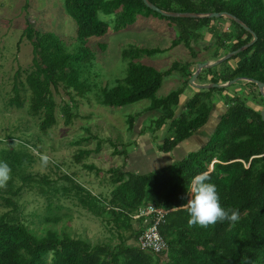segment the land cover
<instances>
[{"label":"trees","instance_id":"obj_1","mask_svg":"<svg viewBox=\"0 0 264 264\" xmlns=\"http://www.w3.org/2000/svg\"><path fill=\"white\" fill-rule=\"evenodd\" d=\"M150 1L166 11H225L238 17L254 31L256 42L225 60L224 69L205 68L209 69L207 75L211 82L220 84L235 78H239V82L243 78H253L264 83V0ZM65 6L76 23L75 46L57 34L41 32L35 27L25 28L20 38V42L25 38L32 45V64L26 68L19 65L14 75L13 96L4 104L22 109L27 100V114L38 119V133L26 135V138L7 133L0 139L3 144L0 162H6L11 169L7 182L0 185V208L3 209L0 213V264H264V120L260 109L248 105L243 97L225 95L227 108L211 133L212 140L209 136L198 150L160 168L126 169L125 164L137 154L139 146L147 153H170L204 127L215 106L211 100L213 88L195 92L192 100L177 114L180 96L189 86L198 62L176 61L169 69L161 71L141 61L165 50L162 48L124 50L123 56L128 59L126 74L111 85L97 82L98 76L87 71L95 56L92 48L98 49L96 42L91 44V40L107 34L111 27L114 31L125 29L134 24L137 13L153 10L142 0H65ZM112 14L115 19H108ZM167 18L172 24L177 23V34L169 48L184 42L193 57L197 56L195 45L200 46L202 42L207 51L212 48V59H218L252 39V34L224 16ZM207 34L210 40L204 41ZM231 60L235 63H230ZM172 70L182 71L181 86L159 97L163 78ZM250 85L255 84L251 82ZM60 88L68 98L58 105L55 93H59ZM254 90L263 108V97L257 85ZM255 94L252 97L255 98ZM75 97L94 98L98 105L110 109L147 100L142 112L138 110L125 116L129 141L118 145L111 143L113 154L122 155L124 165L122 169L118 165L111 167L109 177L104 176V180L100 176L99 185L109 188L108 194L93 193L77 181L75 172L64 173L55 163L50 169L60 174L57 179L31 170L34 163L44 161L33 151L57 124L58 106L65 125H71L78 118L79 102ZM146 111L158 115L149 118L147 124L142 120L137 133V119ZM11 126L12 130H19L18 125ZM95 136L89 129L88 135L74 141L79 145L75 160L88 171L100 174L101 169L83 161L101 149V139H97L94 148L87 147ZM141 137L146 142L144 145L138 143ZM15 140L19 143L15 144ZM6 141L10 142L8 146ZM203 172H207L210 182L217 186L221 205L239 211L238 221L224 220L207 227L189 225L185 206L190 184L194 176ZM25 191L43 195L46 213H30L43 218L42 228H32L25 221L20 203ZM64 198L96 217L106 230V240L92 242L72 236L66 226L57 228V224L69 215L62 211L63 207L68 208L63 204ZM150 208L155 211L140 214ZM160 216L157 227L167 247L153 254L141 249L138 242L140 235Z\"/></svg>","mask_w":264,"mask_h":264},{"label":"rangeland","instance_id":"obj_2","mask_svg":"<svg viewBox=\"0 0 264 264\" xmlns=\"http://www.w3.org/2000/svg\"><path fill=\"white\" fill-rule=\"evenodd\" d=\"M137 14L139 16H135L134 24L127 28L114 31L111 27L107 34L97 39L94 38L93 41L91 40V44L96 42L95 46L98 49L94 50L92 48L95 52V56L91 60L87 71L90 74L92 73L94 77L98 76L97 82L101 81L104 84L108 83L111 85L115 79L122 78L126 74V62L128 59H125L123 56L124 50H130L135 47L164 49V47H168L176 37L177 30L174 26L177 24L176 22L172 24L167 17L146 9L142 10V13L140 12ZM107 18L110 20L115 19V15H109ZM25 28L27 30L34 28L41 32L57 34L63 41L71 43L73 46L77 44L75 38L76 23L67 12L65 0H0V139L5 138L7 133H12L15 137L20 138H26V135L30 137L31 134L38 133V119L27 114V100L25 98V107L22 109L16 108L15 106L5 107L4 104L10 96H13L12 87L14 75L19 65L26 68L32 64L33 53L30 41L23 38L20 42L22 31L25 30ZM204 39V41L210 40V35L207 34ZM183 44L184 42L170 50H162L160 53H156L150 58L144 57L141 61L161 71H166L170 68L172 63L176 61L180 63L193 60L197 62H204L205 60L210 62L214 61L211 57V53L213 52L212 48L208 51L204 49L202 47L205 45L204 42H202L200 46H198V44L195 45L196 48L194 47V50L197 53L196 57H193L190 50ZM73 46H71L72 49ZM225 55V53L222 54L220 58H223ZM224 62L213 68L216 70L224 69L226 67ZM231 63L234 64L235 60H232ZM192 68L193 66L191 69ZM195 69L196 67L194 66V70ZM208 70L209 69L202 70L199 77L196 79V83H202V81H206L208 84L212 83L208 81ZM181 75L182 71L177 72V70H172L170 74L164 76L162 86L158 90L159 97H163L169 91L181 86ZM22 78L24 79V75ZM245 84L246 82L243 80V82L238 81L223 89H214L215 87H213L214 96H212L211 100L214 101L215 107L212 110L207 124L199 129L202 141L201 143H197V145L189 144L193 139L183 142L184 146H190L188 147V152L198 150L204 145L207 140L203 137L204 135L207 136V133H209L210 136L209 140H212L213 137L210 133H213L217 119H219L220 114L227 108L225 105V95L229 97L238 95L247 99L248 105L253 106L255 109H263L260 107V99L255 94L254 88L251 87L252 85ZM187 85L189 86H187L184 94L180 96L179 106L182 107L180 108L178 106L176 110L177 114L181 112V110L183 111L184 105L187 104L189 100H192L194 93L198 91L195 86L189 83ZM205 90L206 89L202 91ZM253 94H255V98L252 97ZM65 98H68V96L64 89L60 88L59 93H55L57 104H63ZM75 99L79 102V109L77 112L79 115L78 118H76L71 125H65L63 117L58 113V106L57 124L48 132L47 136L42 138V144L40 142L37 143V148L33 151L42 158L47 157V162L37 161L32 165L31 170L40 174L47 173L57 179L59 173H52L50 169L53 168L52 164L55 163L60 165V170L62 172L65 171L64 173L75 172L77 181L91 189L93 193L98 194L99 192H103L108 194L109 188L99 185L100 181H102L100 176H103L104 180V176L106 178L109 177V169L111 167L118 165V167L122 169V165H124L122 163L123 156L116 153L113 154L114 149L111 143L118 145L129 141L128 134H126L127 125L125 123V116H128V114H135L138 110L142 112L147 106V100L135 102L129 106L110 109L98 105L94 98L87 100L86 98L82 99L75 97ZM154 115H158V113L153 111L143 112L141 117L137 119L135 126L136 132H139V123L142 120H145V124H147L149 123V118ZM11 125H18L19 130H12L14 128ZM89 129L92 134H96V139H92L87 147L94 148L97 139H101L102 146L100 151L94 152L89 158L83 161L87 164L93 163L101 169L100 174H96L94 171H88L75 160V154L79 149V145H75L74 141L86 133L88 135ZM147 130L148 128H145L144 132H147ZM149 134L151 135V132L148 131V135ZM28 140L31 143H35L30 139ZM159 141L161 140L159 139ZM4 143L8 146L10 142L6 141ZM18 143L19 141L15 140V144ZM138 143L144 145L146 142L144 138L141 137ZM0 146H3V144H0ZM83 146H85V144H82V147ZM139 147L141 148L136 151L137 154H134L136 158L130 159L131 164L129 160L127 164H125L126 169L134 166L135 163L136 165H140V162L142 163L140 165L142 169H147L149 166L154 168V166H159L160 162L166 163V158H168V161L170 158H173L171 161L174 162L176 157H179L177 148L165 154L166 158L163 156L161 158L163 160H159L158 158L162 156L161 154L155 153L153 156L152 151H150L149 153L151 154H149L142 146ZM157 160H159V162ZM143 161L148 162L149 165L144 164ZM59 202L61 203V200ZM20 203L23 205L22 213L25 215L26 223H29V226L32 228L36 226L42 228L44 225L43 218L30 215V213L34 211L40 214L46 213V202L43 195L25 191L22 194ZM63 204L68 208L63 207L62 211L68 212L69 215L57 224V228L66 226L67 231L72 236L88 238L92 242L106 240V230L100 225L96 217L87 213L80 208L77 203L70 201V199L64 198ZM2 211L3 209L0 208V213ZM47 224L50 226V223Z\"/></svg>","mask_w":264,"mask_h":264},{"label":"clouds","instance_id":"obj_3","mask_svg":"<svg viewBox=\"0 0 264 264\" xmlns=\"http://www.w3.org/2000/svg\"><path fill=\"white\" fill-rule=\"evenodd\" d=\"M43 159L46 163L47 157ZM10 172L9 165L6 162H0V185L7 182ZM188 195L185 207L188 212L189 225L207 227L224 220L236 222L240 219L238 210L225 209L221 205L217 186L210 182L207 172L199 173L193 177Z\"/></svg>","mask_w":264,"mask_h":264},{"label":"water","instance_id":"obj_4","mask_svg":"<svg viewBox=\"0 0 264 264\" xmlns=\"http://www.w3.org/2000/svg\"><path fill=\"white\" fill-rule=\"evenodd\" d=\"M144 2V4L150 8L151 10L161 14L162 16L165 17H181V18H201V17H227L230 18L232 20H234L235 22H237L239 25H241L246 31H248L250 34H252V40L249 41L247 44L241 46L240 48L230 51L228 53H226V55L223 58H220L218 60H215L213 62L210 61H204V62H198L196 65V70L192 73L191 78L189 79V83L193 86H195L196 88L199 89H210V88H224L227 87L229 85H232L234 83H236L239 78H235L233 80L227 81L225 83H211V84H198L196 83V79L197 76L200 74V71L202 69L205 68H209V67H214L219 65L220 63L224 62L225 60L230 59L232 56H234L235 54L241 52L244 49H247L250 45H252L257 37L256 34L254 33V31H252L246 24H244L238 17H236L235 15L228 13V12H209V13H192V12H178V11H166L163 10L159 7H157L156 5H154L150 0H142ZM245 80L251 81L253 83H255L258 86V89L260 90L261 95L264 98V83L253 79V78H244ZM261 117L264 120V109L261 111Z\"/></svg>","mask_w":264,"mask_h":264},{"label":"crops","instance_id":"obj_5","mask_svg":"<svg viewBox=\"0 0 264 264\" xmlns=\"http://www.w3.org/2000/svg\"><path fill=\"white\" fill-rule=\"evenodd\" d=\"M181 18V17H180ZM175 26V29L177 30V27H176V25H174ZM257 37V36H256ZM253 38V37H252ZM252 40V39H251ZM250 40V41H251ZM257 40V39H256ZM256 42V41H255ZM254 42V43H255ZM172 43V42H171ZM253 43V44H254ZM252 44V45H253ZM180 44H178L177 46H179ZM177 46H175V47H177ZM251 46V45H250ZM249 46V47H250ZM168 47H171V44L168 46ZM168 47H164V49L165 50H170L171 48H168ZM245 50V49H244ZM214 61H215V59H214ZM234 61V60H233ZM232 62V60L230 61V63ZM173 64V63H172ZM194 69V68H193ZM196 70V69H195ZM195 70H193L192 71V73L195 71ZM202 71V70H201ZM201 71H200V73H201ZM209 75V74H208ZM207 75V76H208ZM198 77V76H197ZM209 77V76H208ZM209 79H210V77H209ZM208 79V81L209 82H211L210 80ZM242 81L244 80V82H246V83H250L251 84V81H248V80H245L244 78L243 79H241ZM198 83V82H197ZM213 83V82H212ZM253 83V82H252ZM198 84H208V82H206V81H202V83L201 82H199ZM249 84V85H250ZM255 84V83H254ZM256 85V84H255ZM255 85L253 86H251L252 88H255ZM258 87V86H257ZM198 89V91L199 90H204V89H199V88H197ZM207 90V89H206ZM259 90V89H258ZM260 91V90H259ZM197 92V91H196ZM184 94V93H183ZM182 94V95H183ZM261 94V93H260ZM181 95V96H182ZM262 96V95H261ZM263 97V96H262ZM261 101V100H260ZM263 102H264V98H263ZM182 106H180V108H181ZM215 107V106H214ZM253 107V106H252ZM263 109H264V106H263ZM263 109H260V111H262ZM258 110V109H257ZM212 113V112H211ZM219 119H217V121H218ZM211 134V133H210ZM203 138H205L206 140H208L209 139V133H207V136H205L204 135V137ZM193 139V140H192ZM188 141H190V140H192L191 142H189V144L190 145H194V144H196L197 145V143H201V141H202V138H200V131L198 130V131H195L193 134H192V136H190L188 139H187ZM186 140V141H187ZM204 140V139H203ZM188 147H190L189 145L188 146H184V144L183 143H181V144H179L177 147H175V148H177L178 149V152H179V157H176V159H182L186 154H187V152H188ZM197 148H198V146H197ZM155 153H157V152H155ZM155 153H153V156H154V154ZM159 154H161L162 156H159V160L164 156L165 157V154H168V153H162V152H158ZM155 157H157V156H155ZM133 158H136L135 156L133 157ZM147 158V157H146ZM166 158V157H165ZM173 158H170V160L168 161V158H166V163L164 162H160L159 163V166H157V167H155L154 166V168H160V167H162V166H165V165H167V164H169V163H171V162H173V161H171ZM159 160H157L158 162H159ZM161 160H163V159H161ZM130 163V162H129ZM143 163L144 164H148V162H145V161H143ZM131 164V163H130ZM139 164V163H138ZM142 163L140 162V165H141ZM140 165H136V163L134 164V166H131V167H129V169H136V170H144V169H142L141 168V166ZM149 165V164H148ZM154 168H152V167H148L147 168V170H150V169H154Z\"/></svg>","mask_w":264,"mask_h":264},{"label":"built area","instance_id":"obj_6","mask_svg":"<svg viewBox=\"0 0 264 264\" xmlns=\"http://www.w3.org/2000/svg\"><path fill=\"white\" fill-rule=\"evenodd\" d=\"M153 210L152 208L148 209L147 211H145L144 213L141 212L140 214H148ZM156 211H161V210H156ZM162 216L159 217L158 220H156V222L150 226L149 228L146 229V231H144L139 238V246L141 249L148 251L150 253H159L162 250H164L166 248V243L163 240L162 236L160 235L159 231H158V222L160 220Z\"/></svg>","mask_w":264,"mask_h":264}]
</instances>
